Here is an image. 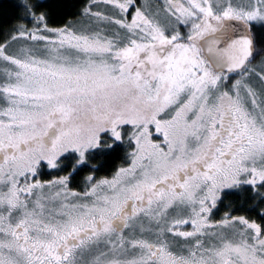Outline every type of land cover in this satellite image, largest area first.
Segmentation results:
<instances>
[{"label": "snow or ice", "instance_id": "obj_1", "mask_svg": "<svg viewBox=\"0 0 264 264\" xmlns=\"http://www.w3.org/2000/svg\"><path fill=\"white\" fill-rule=\"evenodd\" d=\"M0 264H264V0H0Z\"/></svg>", "mask_w": 264, "mask_h": 264}]
</instances>
